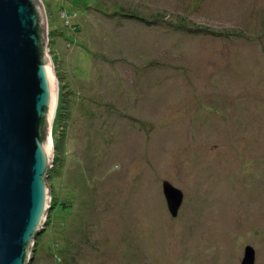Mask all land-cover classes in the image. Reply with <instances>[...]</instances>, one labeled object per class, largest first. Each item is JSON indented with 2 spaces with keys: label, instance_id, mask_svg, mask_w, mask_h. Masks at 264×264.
<instances>
[{
  "label": "rangeland",
  "instance_id": "rangeland-1",
  "mask_svg": "<svg viewBox=\"0 0 264 264\" xmlns=\"http://www.w3.org/2000/svg\"><path fill=\"white\" fill-rule=\"evenodd\" d=\"M37 1L57 98L26 264H264V0Z\"/></svg>",
  "mask_w": 264,
  "mask_h": 264
},
{
  "label": "water",
  "instance_id": "water-1",
  "mask_svg": "<svg viewBox=\"0 0 264 264\" xmlns=\"http://www.w3.org/2000/svg\"><path fill=\"white\" fill-rule=\"evenodd\" d=\"M57 91L37 0H0V264H26L48 208L45 175L51 148L44 128ZM162 192L172 216L182 193L167 181ZM251 246L240 264H254Z\"/></svg>",
  "mask_w": 264,
  "mask_h": 264
},
{
  "label": "trees",
  "instance_id": "trees-1",
  "mask_svg": "<svg viewBox=\"0 0 264 264\" xmlns=\"http://www.w3.org/2000/svg\"><path fill=\"white\" fill-rule=\"evenodd\" d=\"M44 131H45V132H44V136H45V135H46V128H44Z\"/></svg>",
  "mask_w": 264,
  "mask_h": 264
},
{
  "label": "bare ground",
  "instance_id": "bare-ground-1",
  "mask_svg": "<svg viewBox=\"0 0 264 264\" xmlns=\"http://www.w3.org/2000/svg\"><path fill=\"white\" fill-rule=\"evenodd\" d=\"M49 143V142H48ZM49 148H50V143H49Z\"/></svg>",
  "mask_w": 264,
  "mask_h": 264
}]
</instances>
